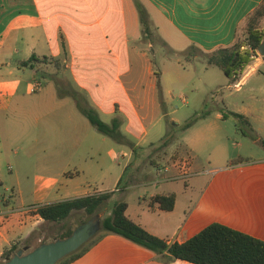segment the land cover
Listing matches in <instances>:
<instances>
[{"label":"crops","instance_id":"crops-1","mask_svg":"<svg viewBox=\"0 0 264 264\" xmlns=\"http://www.w3.org/2000/svg\"><path fill=\"white\" fill-rule=\"evenodd\" d=\"M248 29L264 31V0H0V255L11 246L28 252L48 241L51 222L35 214L38 206L104 193L110 197L98 211L100 221L124 202L129 220L168 244L186 242L213 223L264 241V158L250 161L241 144L234 148L246 180L235 189L197 185L198 173L180 181L175 171L154 177L134 171V161L161 149L172 113L170 84L182 60H198L188 49L211 54L230 48ZM252 61L230 81L239 91L253 79L250 96L263 100L264 58ZM79 105L106 124L117 119L122 143L95 133ZM234 114L242 123L230 130L264 152V123ZM16 122L45 126L27 137L28 156L40 154L38 161L48 163L41 164L48 173L36 177L29 204L15 162L18 147L7 143L8 123ZM205 129L213 138L219 132L230 137L224 127ZM63 150H70L64 159L74 163L73 172L57 164ZM5 157L13 163L8 181ZM156 194H173V209L150 207ZM99 232L70 264H191Z\"/></svg>","mask_w":264,"mask_h":264},{"label":"rangeland","instance_id":"rangeland-1","mask_svg":"<svg viewBox=\"0 0 264 264\" xmlns=\"http://www.w3.org/2000/svg\"><path fill=\"white\" fill-rule=\"evenodd\" d=\"M237 43L244 46L241 51L249 50L247 32L240 36ZM186 54L191 59L198 60L194 63L182 60L178 67L179 76L176 77L174 84H170L172 97L168 107L172 113L168 118H172V121L168 122L169 119L166 118L167 135L160 143L161 145L166 142L167 145L161 147L159 151H152L143 158L134 161V171L139 177L143 172L154 177L155 168L163 165L169 166L174 161L188 159L193 167L191 172L198 173L196 176L199 177L200 182L197 185L207 188L235 189L243 185L246 180L242 170L243 157L237 156L238 150L234 148L236 143L241 144L246 153L251 154L250 161L253 162L264 158V152H261V147L255 141L236 136L233 130H230L232 125L242 123L241 121L239 123L232 113L247 115L249 120L255 124L264 123V98L256 100L250 96L249 90L255 86L253 79H249L247 84L238 91L232 86L233 82L218 68L204 62L205 54L191 48ZM254 57H260L256 50L252 60ZM253 64L254 61L250 63L249 68ZM247 70L248 67L245 72ZM260 70L264 73V66ZM243 74L244 72L241 73V76ZM188 123H190L189 126H187ZM209 126L229 129L227 131L229 139L224 136L223 132L221 134L219 132L218 137L213 138L206 132L205 128ZM44 131V125L40 128L39 125L28 127L27 124L19 122L8 123L10 139L7 140V143L9 141L13 149L17 150L18 147L19 156L15 162L19 177L24 184L25 203L27 204L31 203L36 177L48 173L41 166V164L48 163L38 161L40 154L28 156L27 137L31 133L37 132L39 135ZM53 132L52 136L55 138L59 130L54 129ZM95 133L102 136L99 132ZM69 152L70 150H63L62 161L57 164L59 168L66 167L67 171L73 172L74 163L68 164L64 159ZM12 164V161H8L7 157L4 158L2 175L6 181L10 180L7 167ZM121 165H123V161H121ZM4 193V190L0 189V199ZM9 195H11V191H9ZM28 208L31 207L26 209ZM75 213L74 216L60 223H51V236L48 241L58 238L69 229L76 228L87 218L82 211ZM96 235L92 238H95Z\"/></svg>","mask_w":264,"mask_h":264},{"label":"trees","instance_id":"trees-1","mask_svg":"<svg viewBox=\"0 0 264 264\" xmlns=\"http://www.w3.org/2000/svg\"><path fill=\"white\" fill-rule=\"evenodd\" d=\"M139 14L143 26L146 27L145 12L140 9ZM263 40L264 31L248 29L247 46L249 50L241 51L244 46L235 43L230 48L218 49L211 54H205L204 59L208 65L215 66L228 79L232 80L241 74L249 62L252 61L253 53ZM191 49L198 50L194 47ZM78 108L96 131L117 143H122L123 136L119 131L120 125L117 119H114L110 124H106L91 108L80 105ZM189 125L190 123L187 124V126ZM166 145L167 143L164 142L160 145V148ZM109 197V193L94 194L40 205L36 208L35 214L45 222L60 223L67 220L73 213L82 211L87 216L80 223L83 224L98 213ZM148 202L150 207L157 206L162 211H171L174 207L175 196L173 194H156L149 198ZM125 210L126 204L124 202L116 203L111 210V214L100 221V232L120 236L157 254L166 252L170 259L181 260L191 264H264V241L250 237L227 226L213 223L186 242L168 244L129 220L125 215ZM74 229H69L58 238L51 241H43L42 243L65 239L72 234ZM98 238L97 233L95 238H91L76 252L68 255L57 264H70L94 245ZM17 249V246H11L6 249L0 255V262L9 260L17 252Z\"/></svg>","mask_w":264,"mask_h":264},{"label":"water","instance_id":"water-1","mask_svg":"<svg viewBox=\"0 0 264 264\" xmlns=\"http://www.w3.org/2000/svg\"><path fill=\"white\" fill-rule=\"evenodd\" d=\"M256 52L264 58V40ZM100 229V215L97 213L76 227L69 237L41 243L28 252L27 248L20 249L9 260L0 264H57L86 244Z\"/></svg>","mask_w":264,"mask_h":264},{"label":"built area","instance_id":"built-area-1","mask_svg":"<svg viewBox=\"0 0 264 264\" xmlns=\"http://www.w3.org/2000/svg\"><path fill=\"white\" fill-rule=\"evenodd\" d=\"M238 87V85H235ZM171 171L176 172L175 179L180 181H186L188 178L192 176L191 172V163L190 160H178L171 163V165H163L162 167L155 168V172L157 175H163L169 173ZM34 209V208H33ZM27 211L31 210V208L26 209Z\"/></svg>","mask_w":264,"mask_h":264},{"label":"flooded vegetation","instance_id":"flooded-vegetation-1","mask_svg":"<svg viewBox=\"0 0 264 264\" xmlns=\"http://www.w3.org/2000/svg\"><path fill=\"white\" fill-rule=\"evenodd\" d=\"M233 116H235V119L238 120V122L240 123V121L242 122V120L239 119V117H236V114L232 113Z\"/></svg>","mask_w":264,"mask_h":264}]
</instances>
